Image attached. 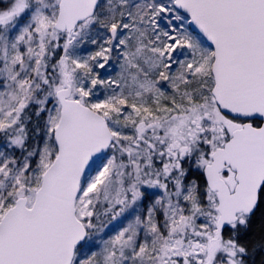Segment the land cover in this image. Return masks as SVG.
Segmentation results:
<instances>
[{"label": "snow or ice", "instance_id": "6c2138e0", "mask_svg": "<svg viewBox=\"0 0 264 264\" xmlns=\"http://www.w3.org/2000/svg\"><path fill=\"white\" fill-rule=\"evenodd\" d=\"M0 264H264V0H0Z\"/></svg>", "mask_w": 264, "mask_h": 264}]
</instances>
